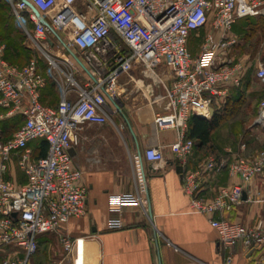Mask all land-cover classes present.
Returning a JSON list of instances; mask_svg holds the SVG:
<instances>
[{
	"label": "built area",
	"instance_id": "2783aa9c",
	"mask_svg": "<svg viewBox=\"0 0 264 264\" xmlns=\"http://www.w3.org/2000/svg\"><path fill=\"white\" fill-rule=\"evenodd\" d=\"M13 12L45 65L38 56L21 66L10 63L0 42V249H14L0 264H33L40 237L50 233L61 234L67 264H85L77 253L83 239L61 232L70 219L85 213L88 189L81 181L83 171L70 155L72 145L79 142L78 131L87 123L112 120L111 112L117 110L108 102L117 98L122 74L139 64L161 78L159 69L164 67L172 77L166 94L170 117L164 126L178 131L170 149L187 164L195 148V140L188 136L191 118H211V109L228 95L227 86H240L246 74L244 62L225 57L238 43L232 27L242 18L264 17V0H15ZM53 34L59 36L64 52L46 49L56 45ZM193 35L202 39L197 55L189 48ZM55 70L65 80L55 79L61 98L52 106L42 101V88ZM256 75L264 83V63ZM71 91L75 98L69 97ZM15 117L22 119L20 126L5 136L2 123ZM257 121L264 126V98ZM37 140L48 143L47 154L39 158L31 147ZM163 149L150 146L145 158L161 163ZM14 156L26 176L22 185L5 175ZM216 164L226 165L241 182L203 200L198 173L185 172L191 205L213 216L210 222L225 252V264L232 262L238 247L255 250L256 264H264V220L249 226L217 216L240 206L251 182L264 176V149L255 155L239 154L228 163L211 159L207 167ZM140 181L139 192L114 197L113 210L144 205Z\"/></svg>",
	"mask_w": 264,
	"mask_h": 264
},
{
	"label": "crops",
	"instance_id": "0c3cea01",
	"mask_svg": "<svg viewBox=\"0 0 264 264\" xmlns=\"http://www.w3.org/2000/svg\"><path fill=\"white\" fill-rule=\"evenodd\" d=\"M235 28L236 24L231 30L233 35ZM200 39L193 35L189 44L201 43ZM261 63L258 61L255 67ZM159 71L161 78L136 64L122 74L117 98H109L108 102L111 109L117 110V103L122 108L111 112L112 120L105 124H84L78 131L79 142L70 148L72 163L83 171L81 181L88 194L85 213L70 219L61 232L83 239L77 253L84 257L85 264H225V252L211 226L213 216L192 207L184 174L198 173L200 198L211 200L220 188L241 180L230 175L226 165L208 168V162L215 159L228 163L244 148L234 146L231 131L220 125L211 132L208 144L201 145L196 140L195 149L183 165L170 149L178 131L164 126L170 117L166 94L172 77L164 67ZM55 79L65 80L55 70L42 88V101L52 106L61 98ZM235 89L227 86L229 96L235 95ZM69 97L75 98V92L71 91ZM225 99L218 100L214 112L222 108ZM118 114L125 123L116 121ZM150 146L164 148L163 162L153 163L145 158ZM16 163L18 157L14 156L5 175L22 185L26 176L18 165L22 177H17ZM140 178L145 188L144 205L113 210L115 196L139 192ZM249 188L240 206L217 216L249 226L264 220V176L255 178ZM258 255L255 250L238 247L230 264H256Z\"/></svg>",
	"mask_w": 264,
	"mask_h": 264
},
{
	"label": "rangeland",
	"instance_id": "374dc122",
	"mask_svg": "<svg viewBox=\"0 0 264 264\" xmlns=\"http://www.w3.org/2000/svg\"><path fill=\"white\" fill-rule=\"evenodd\" d=\"M14 3L15 0H0V41L6 46L7 60L16 64H24L33 56L42 59L39 48L34 45L26 34V29L16 23L13 12ZM209 27H206L203 31L205 32ZM28 29H32V26L30 25ZM235 29L236 35L239 37L238 43L227 50L225 57L244 62L246 77L244 85L235 89L234 94H236V91L242 92L237 107L223 116L221 125L228 132L231 131L234 146L244 145L241 154L255 155L264 149V130L257 121L260 102L264 98V83L257 78V67H255L258 61L264 63V21L243 19L236 24ZM203 31L200 34H203ZM58 34L59 36H65L63 33ZM59 36L57 34L52 35L51 38L56 41V45L46 48L48 51L52 53L64 52L62 44L59 45L58 42ZM200 44L199 42L197 44L190 43V51L193 54L199 53ZM74 50L80 54L77 48L74 47ZM235 96L232 95V98ZM116 107H118L117 111L122 108L119 103ZM116 121L125 123L120 114L116 117ZM18 124V120L7 123L5 125L6 132L11 134ZM15 172L17 177H22L17 163L15 164ZM10 178V180L14 179L13 177ZM11 252H14L12 247L0 249V262L5 255ZM65 255L61 234H44L39 239V246L32 257V262L33 264H67Z\"/></svg>",
	"mask_w": 264,
	"mask_h": 264
},
{
	"label": "trees",
	"instance_id": "16d2710c",
	"mask_svg": "<svg viewBox=\"0 0 264 264\" xmlns=\"http://www.w3.org/2000/svg\"><path fill=\"white\" fill-rule=\"evenodd\" d=\"M243 19H259V20L264 21V17L263 16L242 18L240 20H243ZM240 20H238L235 24H237ZM235 24L233 26H235ZM202 31L203 30H201V32ZM203 33H204V31H203ZM234 36H236L237 39H239V37L237 35H234ZM10 63H12V62H10ZM13 64H16V63H13ZM16 65H19V64H16ZM19 66H21V65H19ZM245 77L243 78L242 84L240 86H233V87H235L236 89L242 87L244 85V82H245ZM235 95L236 96L232 98V96L231 95L229 96V94H228L226 99H225V103L223 104L222 108L216 109V111L213 113L211 119L199 117L197 115H194L191 118L189 131H188V136L195 140V147H196V140L201 145H206V144H208L211 141V132L221 125L222 120H223V116L227 112H232L233 111L232 109L237 107L239 99H240V97L242 95V92L236 91ZM13 120H18L19 124L17 125L16 129L20 126V124L22 122V119L20 117H15V118H12V119L5 120L2 123V125H1L2 131H3L5 136L11 135L16 130L15 129L11 134L7 133L6 130H5V125L7 123L13 121ZM34 144H35V146H34ZM31 146L33 148L32 149L33 150V155L35 157L39 158V157H43V156H45L47 154L48 143L45 140H37V141L33 142L31 144Z\"/></svg>",
	"mask_w": 264,
	"mask_h": 264
},
{
	"label": "water",
	"instance_id": "95a60500",
	"mask_svg": "<svg viewBox=\"0 0 264 264\" xmlns=\"http://www.w3.org/2000/svg\"><path fill=\"white\" fill-rule=\"evenodd\" d=\"M42 21L47 24V22L45 20L42 19ZM211 111H212V113H214V108H212Z\"/></svg>",
	"mask_w": 264,
	"mask_h": 264
}]
</instances>
